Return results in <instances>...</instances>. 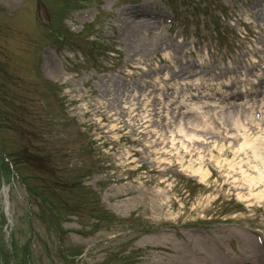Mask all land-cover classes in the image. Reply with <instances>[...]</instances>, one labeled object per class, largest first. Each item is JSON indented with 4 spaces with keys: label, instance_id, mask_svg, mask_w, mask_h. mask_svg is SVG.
Instances as JSON below:
<instances>
[{
    "label": "rangeland",
    "instance_id": "obj_1",
    "mask_svg": "<svg viewBox=\"0 0 264 264\" xmlns=\"http://www.w3.org/2000/svg\"><path fill=\"white\" fill-rule=\"evenodd\" d=\"M19 1L9 9L12 0H0V142L19 174L13 179L7 171L9 182L0 183V264H14V252L16 264H208L214 261L205 263L207 250L215 247L242 264L251 243L264 240V202L218 182L213 170L236 163L237 146L216 150L211 179L202 183L187 168L142 160L133 133L111 130L114 124L100 122L91 106V114L83 112L97 102L116 114L125 102L144 107L147 81L170 75L174 64L186 72L169 84L176 86L195 71L197 56L208 64L204 73L248 79L264 20L244 12L264 16V0H207V8L202 0ZM178 10L184 20L176 18ZM204 10L220 21L219 32L232 35L230 45L218 40ZM240 19L253 24L244 27ZM51 23L63 43L47 31ZM196 24L210 38L195 37ZM194 43L199 47L191 55ZM160 47L161 59L154 55ZM136 59L139 69L130 67ZM212 148L201 151L210 157Z\"/></svg>",
    "mask_w": 264,
    "mask_h": 264
},
{
    "label": "bare ground",
    "instance_id": "obj_2",
    "mask_svg": "<svg viewBox=\"0 0 264 264\" xmlns=\"http://www.w3.org/2000/svg\"><path fill=\"white\" fill-rule=\"evenodd\" d=\"M245 14L251 19L264 20L259 10L254 13L245 11ZM262 32H264V26L261 27V32L257 33L258 41L252 49L257 60L251 63L257 73L261 72V74L255 75L253 79L241 81L245 83L243 90L239 89L238 82L233 78L224 80L223 75L219 77L207 74L209 79L205 82L201 79L195 80L198 75L192 78L194 80L189 79V82L184 85L188 92L187 97L176 96L170 92L167 85L169 81L177 78L175 75L180 73V70L172 71L170 77H158V82L153 83L158 87L157 90H153L154 87L149 84L148 95L146 92L142 95L148 102L144 107L134 105L133 108L132 106L127 108L125 106L120 115L127 116V121L121 120L119 114H110V107L104 102L89 106L94 107V113L100 115L103 121L121 125L123 130L130 133L134 131L136 140L143 148L140 152L142 158L147 160L154 158L152 161L155 164L168 162L177 167L189 165L188 168L194 172V175H203L200 177L202 181L208 179L207 172L216 155V150L234 149V145L242 140L234 154L238 159L236 163L230 164L227 168H224V164L214 165L220 174L218 180L234 191L248 189L249 196L255 189L263 188L255 195V198L264 199V41ZM160 49L161 47L156 49L155 53H158ZM138 62L140 61H137V65ZM134 68L137 69L138 66ZM199 69L197 65V70ZM203 72L204 70H200L198 74ZM183 74L181 72L179 77ZM176 97L180 98V101L175 100ZM213 101L219 104H214ZM154 103L161 105L155 108ZM187 103H193L196 107H190ZM162 109L167 115L164 120L167 123L161 120ZM178 121L180 130H175L178 126L171 129ZM161 126H164L162 131H157L156 128ZM254 136H258L259 139L251 141L250 139ZM217 140L222 143L219 148L215 145ZM205 145L213 147L209 152L211 159L208 163L203 162L205 156H200L199 153ZM197 161L200 168L195 171L192 166H194L193 162ZM207 251L208 255H206L209 259L215 261L212 264H225L224 259L218 257L217 253ZM194 253L198 258L203 256L197 246ZM250 254L249 260L252 264H264V249L260 245L253 243Z\"/></svg>",
    "mask_w": 264,
    "mask_h": 264
}]
</instances>
